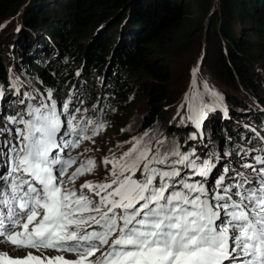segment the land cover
Listing matches in <instances>:
<instances>
[{
	"label": "snow or ice",
	"instance_id": "obj_1",
	"mask_svg": "<svg viewBox=\"0 0 264 264\" xmlns=\"http://www.w3.org/2000/svg\"><path fill=\"white\" fill-rule=\"evenodd\" d=\"M200 66L176 114L184 141L145 130L99 160L84 157L107 95L89 109L75 85L0 82V102L14 98L0 108V264H264V120L214 147L205 121L230 117Z\"/></svg>",
	"mask_w": 264,
	"mask_h": 264
},
{
	"label": "trees",
	"instance_id": "obj_2",
	"mask_svg": "<svg viewBox=\"0 0 264 264\" xmlns=\"http://www.w3.org/2000/svg\"><path fill=\"white\" fill-rule=\"evenodd\" d=\"M17 1L0 0V23L8 22L12 7ZM46 1L50 0H42V5L38 6L39 10L40 8L42 10L46 8V13L40 11V23L35 24L37 21L35 17L31 18L32 23L27 15L26 18H21L23 20L20 28L32 30L37 26L40 32L45 35H40V39L43 42H40L37 49L30 47L25 50L26 44H32L33 39L32 33L25 32L26 36L22 35L18 44L14 46L18 54H20L17 63H19L21 57L30 56L33 58L34 61H31L33 69L37 68L41 71V74H38L37 78H33V81L34 85L41 88V90L45 86H55L62 93H66L76 83L75 73L69 67H80L84 61H86L87 72H90V74L91 72H96L102 78L103 70L107 67V54L109 52L107 46L111 43L110 40L113 37L98 36L96 42L94 41L95 48L92 51L84 54L82 49L84 46L91 47V44L88 42L90 31L114 17L121 10V7L128 4L129 1L83 0L81 4L78 2L77 4H73L74 6L64 4V7L68 10L75 9L73 12L64 10L60 6H55L53 10V5H50L52 1L47 6L44 5ZM184 1L138 0L136 5L130 6L131 8L134 7L133 15H143L142 21L145 20L144 25L146 29L143 28L140 32L141 34L126 37L122 43L120 40L115 43L118 48H115V59L110 67L111 74H113L111 75V80L108 81L105 93H107L108 98L111 99L115 107H124L123 110L125 111L128 110V101H132V94L137 95L139 98H146L148 115L143 116L144 119L142 120V126L145 129L151 128L156 119L162 115V105L167 101L169 96L167 84L170 82L169 68L165 63L152 65L147 60L154 61L157 58V54L165 57L169 55L168 51L174 44L172 30L179 25L185 24L187 21L185 13L180 11V7L183 6ZM218 1L221 10L215 12L211 19L215 35H219L221 40L225 42L219 47L218 62L222 63L227 78L238 79L244 88L253 87L254 90L257 86L256 84L259 85L261 81L258 78L255 81H260L259 83L255 81L250 82L245 71L248 68H252L253 64H263L260 60V51L264 44V33L262 34L264 30V0ZM185 4L191 6L190 2L189 4L188 2ZM78 5L81 8H76ZM147 5L148 9H146ZM259 5L262 8L259 7V9L257 7ZM36 6L37 4L31 3V6L28 8L29 10L27 9L29 13L36 11ZM26 20L28 24L24 25L23 21ZM190 24H194V22ZM197 24H200L201 27L203 26V23H200V21ZM238 25L241 26V32L237 28ZM12 27L15 28L13 31L11 28V32L17 34L19 32L16 29L18 25L17 27ZM139 27L142 28L143 26L140 25ZM195 27L193 25L192 28L194 29ZM125 29L128 30L127 28ZM189 29L193 31V29ZM189 29L187 30L190 31ZM206 33L207 30H205ZM4 34L0 37V46H5L11 42L12 38L5 37ZM256 34L257 40L255 39ZM42 36L45 38H42ZM46 36L50 44L47 43ZM126 42L127 44L124 45ZM18 45L21 46L18 47ZM1 57L2 52L0 50ZM4 67L0 61V82L6 84V75L9 70L8 68L5 70ZM261 69L264 70L263 67ZM53 73H55V76ZM145 75L148 79L142 81V77ZM123 76H129L131 80H134V83L124 81ZM257 77H259L258 73ZM88 80L91 81L92 79L86 78L85 84ZM39 81H43V85ZM102 91L103 87L100 85L95 88V91L90 92L86 98L85 108L91 109L93 98L96 95H101ZM183 96L184 93L182 98ZM226 100H228L230 105L236 103L235 100L232 102V99H229L228 96ZM260 102L264 103V99L261 98ZM213 120L215 119H209L211 122Z\"/></svg>",
	"mask_w": 264,
	"mask_h": 264
},
{
	"label": "rangeland",
	"instance_id": "obj_3",
	"mask_svg": "<svg viewBox=\"0 0 264 264\" xmlns=\"http://www.w3.org/2000/svg\"><path fill=\"white\" fill-rule=\"evenodd\" d=\"M50 1H52L50 5H53L52 7L53 10L55 6L56 7L60 6L64 10H68L64 7V4L67 5L71 4L72 6H74L73 4H77L78 2L79 4H81L83 0H50ZM50 1H46L44 5L47 6ZM128 1H129L128 7L122 10L120 13H118V16L115 19H112L109 24L102 26L100 28L97 27L94 30L90 31V37L88 42L91 44V47L84 46L82 49V52H84V54L87 53L88 51H92L93 48H95L94 44L98 36L103 35V36L113 37V39L110 40L111 43L107 46L109 48V52L107 54L108 56L107 67L105 70H103V77L101 78L99 75H97V73L91 72L92 80L91 82H87L86 84L87 85L86 88L89 91L95 90V88L102 85L101 80H103L102 86L104 87H106L108 81L111 80L112 78L111 75L113 73L111 74L110 67L115 59V54H116L115 48L116 47L118 48V46L115 43H117L118 40H120L122 43V41L125 40L126 37L136 36L138 34H141L140 32L142 31L143 28L146 29V26L144 25L145 20L142 21L143 15L141 16L138 14L133 15L134 7L132 6L133 8H131L130 6V5H136L138 0H128ZM186 2H188V4L190 2L191 6L186 5L185 4ZM32 3L37 4L35 8L36 11L29 13L28 11L29 9H28L13 24L9 21L6 23H0V37L6 31L4 36L12 38L10 44H7L5 46H0V50L2 52V57L0 58V61L3 64V67L6 62L4 67L5 70L7 68L8 70L11 69V72L9 71L8 74L6 75L7 76L6 87L10 76H12L13 74L19 75L22 80L30 81L32 84H34L33 78H37L38 74H41V71H39L37 68L33 69V65L31 61L34 60L30 56H25L24 58L21 57L19 63H17V59H19L20 54H18L17 49L14 48V46L17 45L18 42L20 41L21 36L22 35L26 36L25 32H30L32 33L31 36H33L32 44L29 43L28 45L26 44V47H24L25 50L26 48H30V47L37 49L40 42H43L40 39V35H45V34L41 33L40 29L37 26L32 30L31 29L28 30L27 28H20L22 26V20H23L21 19L22 17L26 18L27 16H29V19L35 17V19L37 20L35 24L37 25L38 23H40V11H44V12L46 11V8L44 10H42L41 8L40 10L38 9V6L42 5L41 4L42 0H33ZM218 4H219L218 0H192V1L185 0L184 3L182 4L183 6L180 7V11L185 13L184 15L187 21L185 24L179 25L175 27L174 30H172V34H173L172 38L174 44L168 51L169 55L165 57V56H161L160 54H157L156 55L157 58H155V60L153 59L154 61H151L150 59H149L150 61L147 60L149 63H152V65L165 63L169 68V72H170L169 74L170 82H168L167 84L169 96L167 101L162 105L163 107L162 115H160V117L156 119L154 125L151 128L149 127L146 129L142 126V120L144 119L143 116L145 117L148 115L146 98L143 97L139 98L137 95L132 94V101L131 102L128 101L129 105L127 111L123 110L124 107L122 108L120 106L115 107L114 103L103 100L105 104L110 105V108L105 117V119L107 120V130L102 132L101 135L96 138V147L99 148V151H89L85 153V157H84L85 159L87 157H95L97 158V160H99L101 157L105 155H111L113 152L119 154L121 149H118L116 147L118 143L126 141L132 136L139 135L143 133L145 130H158L159 132L163 133L165 136H168L170 139L173 137V134H175L176 138H178L180 141H184L187 138L191 128L190 127L185 128L182 126L178 127L177 125L179 124V117H177L176 114L179 105L182 101L183 93L185 94L187 90H190V69L196 66L198 61L200 62L201 65L200 72L198 74L199 82L203 83L206 81L208 85L216 89L215 91L221 94L222 97L226 95L228 96L229 99H232L231 100L232 102L234 100L236 102L233 103L232 105H230L229 103H227L226 105L228 112H230L228 113V115L230 117V120L232 121H228V122L222 121L224 117L223 118L221 117L222 118L221 120L218 113H215L213 116V118L218 116L217 118L218 123H216L215 127L211 126L209 119L205 121V126L208 130L209 136L212 139L219 137L220 139H223V134L216 126H223L224 123L233 129L231 131L232 136L236 130H240L242 126L249 124L248 122H253L257 124V122L254 121V118L252 116L254 115V113L263 114L262 108L264 107V105L262 104V102H260V100L261 98L264 99V70L261 69V67L264 68V44L262 45V49L260 51L261 52L260 60L263 62V64L261 65L253 64L252 68H248V70L245 71L247 73L246 76L250 82H254L258 78L261 81L259 85L256 84L257 86L254 90L253 87L244 88L240 84V81L238 79L233 80L232 78H227L226 72L222 67V63L218 62L219 47L220 45H222V43L224 44L225 42L221 40L219 35H215V32L211 25V19L213 15L215 14V12L221 10V7H219ZM148 5L146 6V9L149 8ZM129 7H130V11H129ZM257 7L262 8L261 5ZM76 8H81V7L78 5ZM68 11L73 12L75 11V9H70ZM199 21L200 23H203L202 27L200 26V24L196 25V23ZM192 22H194V24H190ZM31 23H32V19H31ZM23 24L24 25L28 24L27 20L23 21ZM140 25H142L143 27L140 28L139 27ZM193 25L196 26L194 29L192 28ZM12 26H16L17 27L16 29L20 28L17 34H13L11 32L10 29L12 28L13 31V29L15 28ZM204 27L205 30H207L206 34ZM125 28H127L128 30H126ZM189 28L193 29V31H191ZM237 28L241 32V26L238 25ZM187 29H189L190 31H188ZM263 33L264 30L262 34ZM42 38L45 37L42 36ZM255 39L256 40L258 39L257 34L255 36ZM46 41H48L47 36H46ZM47 43L50 44L49 41ZM126 44L127 42L124 45ZM20 46L21 45H18V47ZM69 68L73 69L75 76L77 71L81 72L80 77L76 76V83H84L83 79L90 74L89 72L86 71V61H84L83 64L80 65V67L70 66ZM254 68L256 69L254 70ZM252 70L254 71L253 73ZM257 73L259 77H257ZM119 76H121V74H119ZM146 79H148L146 75L142 77V81H146ZM123 80L127 81L128 83L129 82L134 83V80H131L129 76H125V77L123 76ZM208 80H211V83ZM260 81L258 82L255 81V82L259 83ZM219 83L221 86L219 85ZM219 88L224 90L225 93L223 94ZM8 98H13V97H8ZM101 98L103 99V97ZM96 100L97 97L95 98V102ZM2 103L3 102H0V106L2 105ZM112 109H115V111H112ZM235 111H240L241 114ZM246 116L251 117V120L249 121V119L246 118ZM173 125L175 127H173ZM121 129H126V131L121 132ZM221 143L222 142H220V145L216 143L214 147H223ZM86 146L89 148L92 147L91 144H87ZM124 147L126 148L127 145H125ZM99 172L102 174L103 169H99ZM100 178L101 176L89 177V179H100Z\"/></svg>",
	"mask_w": 264,
	"mask_h": 264
},
{
	"label": "water",
	"instance_id": "obj_4",
	"mask_svg": "<svg viewBox=\"0 0 264 264\" xmlns=\"http://www.w3.org/2000/svg\"><path fill=\"white\" fill-rule=\"evenodd\" d=\"M33 2V0H18L12 7V11H11V15H10V18H9V22H11L12 24L14 22L17 21V19L25 12L27 11V7L30 6V4ZM128 7V4L124 5L123 7H121V10H119L118 13H120L122 10H124L125 8ZM118 13H116L114 15V17H112L110 20L102 23L101 25L98 26V28L102 27V26H105L107 24L110 23V21L112 19H115L117 16H118ZM97 28V27H96Z\"/></svg>",
	"mask_w": 264,
	"mask_h": 264
},
{
	"label": "bare ground",
	"instance_id": "obj_5",
	"mask_svg": "<svg viewBox=\"0 0 264 264\" xmlns=\"http://www.w3.org/2000/svg\"><path fill=\"white\" fill-rule=\"evenodd\" d=\"M10 44V43H9ZM87 68V67H86ZM90 73V72H89ZM96 73V72H95ZM90 78L91 79V74H89L86 78ZM86 78H84V80L86 79ZM210 83H211V80H208ZM88 82H91V81H89L88 80ZM215 85H217V84H215ZM210 86V85H209ZM104 87V86H103ZM211 87V86H210ZM219 87V86H218ZM211 88H213V87H211ZM214 89V88H213ZM220 89V88H219ZM214 90H216V89H214ZM221 90V89H220ZM221 92L224 94L225 93V91H223V90H221ZM221 95V94H220ZM226 98H227V96L226 95H224L223 96V104H224V106L226 107V105H227V103H228V100H226ZM216 113H218L219 114V116H220V118L222 117L223 118V112H221V111H217ZM215 114V113H214ZM214 114H210L209 115V118L208 119H211V118H213V115ZM222 118H221V120H222ZM261 118V119H260ZM262 120H264V116H263V114H259V117H255L254 118V121L255 122H257V123H260ZM214 121V120H213ZM211 122L210 121V123H213L214 125H215V122ZM222 121H224V122H228V121H232V120H230V119H223ZM173 124V123H172ZM173 127H175L174 125H173ZM217 128H219V130L221 131V133L223 134V135H226L228 132H227V129H228V127H227V125H224V126H216ZM223 127H225V128H223ZM178 128V127H177ZM205 130H206V132L208 133V130H207V128H206V126H205ZM230 133V132H229ZM209 134V133H208ZM246 134H248V133H246ZM249 135V134H248ZM231 136V135H230ZM224 137V136H223ZM219 139H220V137L219 138H214V139H212L211 138V140L214 142V145L216 144V143H218V142H220L219 141ZM227 139V138H226ZM226 139L224 138V139H222V141H226ZM213 145V146H214ZM16 255V254H15Z\"/></svg>",
	"mask_w": 264,
	"mask_h": 264
}]
</instances>
